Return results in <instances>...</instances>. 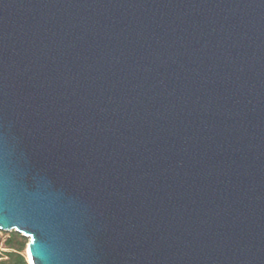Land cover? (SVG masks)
<instances>
[{"label":"water","instance_id":"obj_1","mask_svg":"<svg viewBox=\"0 0 264 264\" xmlns=\"http://www.w3.org/2000/svg\"><path fill=\"white\" fill-rule=\"evenodd\" d=\"M0 231L29 264H264V0H0Z\"/></svg>","mask_w":264,"mask_h":264},{"label":"trees","instance_id":"obj_2","mask_svg":"<svg viewBox=\"0 0 264 264\" xmlns=\"http://www.w3.org/2000/svg\"><path fill=\"white\" fill-rule=\"evenodd\" d=\"M7 235L4 243L0 240V264H29L26 255L29 240L18 232Z\"/></svg>","mask_w":264,"mask_h":264},{"label":"rangeland","instance_id":"obj_3","mask_svg":"<svg viewBox=\"0 0 264 264\" xmlns=\"http://www.w3.org/2000/svg\"><path fill=\"white\" fill-rule=\"evenodd\" d=\"M8 233H10V232H2V231H0V240H1L2 243L5 242V239L7 238V236H8L7 234ZM0 251H1V246H0ZM26 255H27V253H26Z\"/></svg>","mask_w":264,"mask_h":264}]
</instances>
